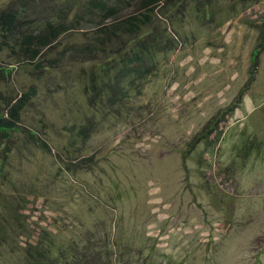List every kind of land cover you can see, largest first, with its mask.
Wrapping results in <instances>:
<instances>
[{
	"label": "rangeland",
	"instance_id": "obj_1",
	"mask_svg": "<svg viewBox=\"0 0 264 264\" xmlns=\"http://www.w3.org/2000/svg\"><path fill=\"white\" fill-rule=\"evenodd\" d=\"M183 5L157 9L169 47L120 95L91 97L116 58L39 73L2 54L0 105L36 96L0 154V264H264V0Z\"/></svg>",
	"mask_w": 264,
	"mask_h": 264
},
{
	"label": "trees",
	"instance_id": "obj_2",
	"mask_svg": "<svg viewBox=\"0 0 264 264\" xmlns=\"http://www.w3.org/2000/svg\"><path fill=\"white\" fill-rule=\"evenodd\" d=\"M184 1L186 0H13L0 11V71L4 68L1 60L4 52H7V59H18L19 65L24 66L23 70L28 68L39 73L57 68L60 62L68 58L72 62L101 61L104 58L107 63L116 58L117 62L113 64H119L121 68L114 73V82L110 71L109 75H105L107 79H101L100 86L95 73L91 75V97L101 99L103 94L117 91L120 95L121 81L129 76L141 78L147 71L144 69L147 60L152 62L156 54L169 47L170 43L164 42V36L157 34L158 26L154 21L155 15H158L157 9L176 8L180 4L182 7ZM144 29H148V34ZM76 34L80 36V42L76 39L77 41L67 43L59 52L56 50L57 43L65 38H73ZM121 35L128 39L132 37L130 39L137 42L130 52L127 47L131 40L123 44L119 39ZM263 47L264 45L261 51ZM109 48L112 54L107 57ZM52 50L59 58H48ZM118 76L121 77L120 80ZM35 96L36 89L31 88L19 99H4L6 104L3 107L0 105V154L8 152V143L14 139V133L22 129L21 114ZM109 101L113 100L110 98ZM1 162L4 161L0 155V164ZM2 175L1 168L0 176ZM50 245L51 243L49 247ZM79 245L81 244L76 241H70L59 253L64 252L65 261L72 259V256L77 258V251L71 252L69 247L79 248ZM39 255L42 258L37 260L35 257L36 264H53L49 251H43ZM61 256L56 257V260H61ZM80 260L86 264H96L82 258Z\"/></svg>",
	"mask_w": 264,
	"mask_h": 264
}]
</instances>
